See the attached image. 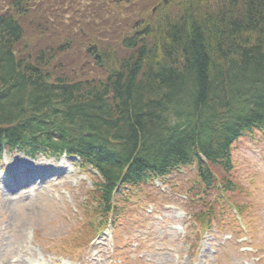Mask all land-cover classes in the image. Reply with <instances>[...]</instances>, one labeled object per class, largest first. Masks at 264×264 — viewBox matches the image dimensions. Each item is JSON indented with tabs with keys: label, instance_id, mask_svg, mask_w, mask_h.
Listing matches in <instances>:
<instances>
[{
	"label": "trees",
	"instance_id": "1",
	"mask_svg": "<svg viewBox=\"0 0 264 264\" xmlns=\"http://www.w3.org/2000/svg\"><path fill=\"white\" fill-rule=\"evenodd\" d=\"M24 1L0 13V152L20 145L80 156L100 174L103 211L122 186L193 161L209 184L210 165L230 171L233 144L264 130V0H173L154 18L135 19L115 49L88 45L91 67L68 61L72 39L19 51L24 29L15 14ZM90 2L82 17L89 35L115 27L116 14L103 16L107 6H118V29L142 13L122 17L128 0ZM237 48L246 52L239 68L216 58Z\"/></svg>",
	"mask_w": 264,
	"mask_h": 264
},
{
	"label": "rangeland",
	"instance_id": "2",
	"mask_svg": "<svg viewBox=\"0 0 264 264\" xmlns=\"http://www.w3.org/2000/svg\"><path fill=\"white\" fill-rule=\"evenodd\" d=\"M45 1L47 0H32L29 4L31 10L21 18L24 38L18 50L26 53L57 42L69 45L68 40L72 39L76 46L72 45L66 50L68 56L71 55L68 61L73 60L75 65L78 63L81 66L89 64L86 47L95 40H98L100 45L106 43L115 49L121 31L123 37L130 31L135 19H151L158 12H164L162 0H133L122 10V17H127L138 9L142 13L136 12L138 16L131 15L122 19L123 27L120 29L116 28L119 20L117 13L115 27L101 24L104 34L96 31L99 35L86 36L76 30L81 26L86 28L88 20L82 18L86 8L80 9V6L85 4H80V0H48L44 3ZM170 2L174 1L168 0L169 4ZM35 7L40 12L43 10L44 15L42 11V15L38 16ZM171 10L175 8L171 7ZM79 12L81 18H77L80 16ZM77 22H80L81 26L77 25ZM58 23L64 27V31L58 29ZM43 24L46 29L40 33L36 27ZM89 71L88 68L84 69V73ZM88 75L94 73L90 71ZM232 153L235 169L230 178L237 182L234 197L239 204L245 206V219H238L242 231L234 222L236 231L227 229L205 236L199 248L196 247L197 251L194 253L191 248L186 256V251L180 244L181 240L184 242L183 235L174 231L178 230L176 226L173 227L177 216H174L172 209L161 211L166 219L159 223L160 220L154 216H147V220L139 206L126 205L120 211V216L115 218L117 226L114 239H118L116 247L110 238L102 239L103 234L99 235L100 240L92 245L86 243V225L91 222L89 216L94 213L93 196L86 191L87 187H91L90 178L86 177L76 162L71 163L64 156L58 159L39 156L36 160H30L17 151L8 150L0 159V170L11 177V182L8 183L2 182L0 178V264H31L32 259L38 258L49 264L78 261H81V264H175L185 258L190 264H260L257 260L264 263V133L246 135L236 143ZM61 169L69 171L70 176L59 180L45 179L47 183H44L43 187H39L43 181L39 184L33 180V183L25 185L26 188H19L32 176L44 177ZM182 172L190 178L195 175L193 166L182 169ZM215 172L221 175L218 169H215ZM21 176L26 178L23 180ZM140 190L137 193L140 197L152 191ZM124 199L129 198L125 196ZM77 204L81 206L80 214L84 215L82 219L75 214ZM149 207L158 212L163 205H149L145 208ZM223 218L229 220L232 217L227 213ZM244 223H247L251 230L245 231L242 228ZM221 224L224 222L221 221ZM189 227H192L191 224ZM231 232L232 239L227 235ZM244 235L246 238L243 240L248 241V245L256 252L240 250L238 238ZM174 248L180 253V259L176 257V251L172 250Z\"/></svg>",
	"mask_w": 264,
	"mask_h": 264
},
{
	"label": "bare ground",
	"instance_id": "3",
	"mask_svg": "<svg viewBox=\"0 0 264 264\" xmlns=\"http://www.w3.org/2000/svg\"><path fill=\"white\" fill-rule=\"evenodd\" d=\"M245 56H246V52L242 49L240 50L237 48V49H232L230 51H221L218 55H216V58L219 59L220 61H224L225 63L234 64L236 65V68H239L240 66H243L246 63L244 60ZM235 75L242 76V72L236 71Z\"/></svg>",
	"mask_w": 264,
	"mask_h": 264
}]
</instances>
